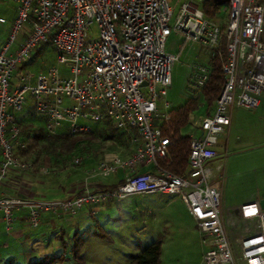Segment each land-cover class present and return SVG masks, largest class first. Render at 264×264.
<instances>
[{"label": "built area", "instance_id": "2783aa9c", "mask_svg": "<svg viewBox=\"0 0 264 264\" xmlns=\"http://www.w3.org/2000/svg\"><path fill=\"white\" fill-rule=\"evenodd\" d=\"M1 1V0H0ZM16 16L10 37L0 49V211L7 229L23 217L36 229L46 213L75 215L83 209L96 214L111 199L131 194H178L198 219L207 246L201 264H264V208L259 201L243 203L236 219L246 232L236 257L223 218L224 162L217 136L228 132L234 107L257 109L264 93V4L258 0H229L223 27L208 16L200 2L185 0H12ZM7 19L0 16V24ZM97 34L90 36L93 24ZM178 33L186 42L210 52L211 62L189 63L188 90L199 98L214 65L221 60L224 84L212 112L193 121L188 167L176 173L162 163L172 161V138L161 122L172 118L166 100L172 68L180 59L167 49ZM19 35L23 38L15 48ZM52 43L70 75L52 71L35 80L27 65L42 45ZM165 100L160 112L159 101ZM32 106L48 132L73 136L89 133L108 115L113 125L131 133L133 151L122 158L104 154L86 169V187L65 198L32 197L6 192L12 172L31 164L18 154L22 134L17 113ZM82 120V121H80ZM156 120L160 121L156 123ZM69 122L68 130L60 126ZM87 157V156H86ZM84 157H75L83 164ZM86 160V159H85ZM147 167L146 169H142ZM124 171L116 184L93 188V180ZM22 211L23 213H18Z\"/></svg>", "mask_w": 264, "mask_h": 264}, {"label": "rangeland", "instance_id": "374dc122", "mask_svg": "<svg viewBox=\"0 0 264 264\" xmlns=\"http://www.w3.org/2000/svg\"><path fill=\"white\" fill-rule=\"evenodd\" d=\"M183 1L185 0L177 3L175 15ZM16 6L12 0L0 1V16L7 19L6 23L0 24V49L9 40ZM216 18L223 27L226 25L227 5L223 6ZM97 32L98 27L94 23L90 36L94 37ZM22 38L23 36L19 35L13 48ZM178 42L176 34H172L168 47L179 52ZM57 56V49L52 43L37 48L26 66L31 71L33 80L41 73L52 71L58 72L62 77H68L69 66L59 62ZM192 57L183 51L180 59L173 65L172 85L168 87L166 98L171 104L170 109L178 108L186 101L195 100L191 98L192 94L188 90L189 62ZM197 100L198 106L190 112L188 124L182 128L183 134L194 133L197 129L193 121L207 113L209 102L202 95ZM164 102L165 100L159 101L160 112L166 109ZM248 111L234 108L230 136L223 139L222 160L225 162V171L221 185L223 194L229 199L249 189L264 192V136L255 137L246 131ZM26 112L27 109L17 113V116L25 115ZM26 120L34 122L35 125L43 123L38 116L28 115ZM68 127L69 122L65 121L59 129L65 132ZM96 127L95 132L98 134L99 126ZM26 138L25 142L22 139V143L18 145L17 152L31 166L26 171L10 174L6 180V192L9 194L38 198L71 197L85 189L86 169L104 154L115 152L124 158L134 150L133 145L125 141L126 136L122 131L109 139L99 136L83 140L70 153H48L39 150L40 146L30 148ZM21 147H25L26 154H20ZM79 156L84 157L81 165L73 162L74 158ZM124 174V171H120L118 174L103 177V180L116 184ZM220 180L222 179L217 182L220 183ZM93 182L90 186L96 189V185H92ZM227 209L223 204L225 221L231 217ZM99 211L95 215H90V211L84 215H59L56 217L58 220L41 224L38 229H33L20 218V221L16 222H20V231L15 234L12 233L14 223L11 225L13 229L8 232L5 223L0 222V264H28L45 256H49L50 264H78L71 253L73 240L77 242L79 254L85 264H130L147 245L157 241L162 244L160 264L202 263L206 247L202 243L198 219L178 194L161 191L131 194L124 198L108 200ZM240 232L244 233L246 229L243 227ZM61 237L67 241L68 249L63 247ZM235 255L238 256L236 252ZM237 262L246 264L241 260Z\"/></svg>", "mask_w": 264, "mask_h": 264}, {"label": "trees", "instance_id": "16d2710c", "mask_svg": "<svg viewBox=\"0 0 264 264\" xmlns=\"http://www.w3.org/2000/svg\"><path fill=\"white\" fill-rule=\"evenodd\" d=\"M229 0H204L202 4V8L204 12L210 17H216L220 11L222 10L223 6L227 4ZM212 63L214 65V71L207 82V85L204 88L202 96L207 100L209 103H213L217 98L223 84H224V77L222 73L221 67V60L219 56H215L212 59ZM200 98V97H199ZM198 99V98H197ZM192 99L186 101L182 106L178 108H173L171 110L172 118L168 122H161V127L163 129L164 134L171 136L172 144H171V156L172 161L167 163L166 161L162 160V163L167 166L169 169L176 173H183L188 167V156L190 151V135L183 134L182 128L188 124L189 114L190 112L194 111L198 106V100ZM37 116L33 110V107L30 105L28 106L27 112L25 115L17 116L18 124L20 126L22 139L26 138L28 142V146L33 148L36 146H40L39 150L46 151L48 153H70L79 144L86 139H95L99 136L104 137L105 139L113 138L116 136L117 133L123 132L125 134L126 139L125 141L128 143L130 142V135L131 133H135V129H131L129 131L120 130L116 128L110 116H106L101 123L96 124L89 133L86 134H79L73 136L68 133L62 134H52L48 132L45 127L44 121L42 118L41 121L43 122L41 125H35L34 122L26 120V116ZM160 121L156 120V123ZM98 128V134H96V126ZM111 133V134H110ZM25 137V138H24ZM25 142V141H24ZM31 142V143H30ZM26 145V148H27ZM27 150L21 147L20 154H26ZM106 185H98L96 188H106ZM63 247L65 249L68 248V243L61 237ZM73 245L71 246V253L73 258L78 261V264H85L84 260L79 254V246L77 242L73 240ZM65 253V250H64ZM161 254H162V244L160 241L153 242L147 245L137 256L134 257L130 264H160L161 261ZM49 256L42 257L38 260H34L29 264H50L48 259ZM14 264V263H8Z\"/></svg>", "mask_w": 264, "mask_h": 264}, {"label": "crops", "instance_id": "0c3cea01", "mask_svg": "<svg viewBox=\"0 0 264 264\" xmlns=\"http://www.w3.org/2000/svg\"><path fill=\"white\" fill-rule=\"evenodd\" d=\"M203 1L204 0H202L200 2L201 7H202V4H203ZM258 1L260 3H262V4H264V0H258ZM216 17H211V18H213L214 20L218 21ZM172 34H176L177 39L179 40V42L177 44V48L179 49V52H175V51L171 50L168 47V41H169V38L172 36ZM172 34L168 37V40H167V49L169 51L174 52V53H178L179 55L183 51H185L186 55L193 56L191 58L190 62H192V61H201V62H204V63L211 62V58L212 57H211L209 51L201 48L198 45H195V44L192 45L189 42H186L183 39V37H181L178 33H172ZM263 36H264V34H263ZM31 59H30V61H31ZM234 108H238V107H234ZM234 108L232 109L231 125L229 127L228 132L226 134H224V135L222 134V135H218L217 136L216 145H217L218 151L222 155V158L219 159V160L214 161L213 165H217L219 162L223 161L222 159H224V157H223V153H224L223 152V148H224L223 139H228L229 136H230L231 127H232V124L234 122L233 121L234 120ZM213 109H214V102L213 103H209L208 108H207V113L212 112ZM240 109H243V108H240ZM245 110H247V109H245ZM248 112L249 113H247V116H246V120H247L246 123H248V126L246 127V131L249 133V135H253L255 137L264 136V93L261 95V104H260V106L257 109L249 110ZM146 168L147 167H144L142 169H146ZM224 171H225V162H224ZM13 173H15V172H12L11 174H13ZM93 181H94L93 182L94 184H92V185H96V187L98 185L110 186V185L113 184V183L105 182L103 180V177L97 178V179H95ZM223 181H224V179L220 180V183H219L221 189H222ZM262 199H264V192H262L261 190H254V189L251 190V189H249V190L243 191L238 196H236L234 198H230V199L226 195H224L223 191H222V206L224 204V206L226 205L228 207L227 210H228L229 216H231L226 221L224 219V222H225V226H226V229L228 231L230 240H231L232 245L234 247V252H236L237 254H239V251H240V240H241L242 235H243V233L240 232V229L243 228V223L239 219H236V217L238 216V214L240 212V207H241V205L243 203L250 202V201H259L260 202ZM85 212L88 213V210L87 209H83V210H81L78 213L79 214L83 213L82 215H84ZM99 212L100 211H98L96 214H98ZM18 213H23V212L20 211ZM90 215H92V213ZM93 215H95V214H93ZM57 216H59V214H57V213H52V212L51 213H46L43 216L42 224L51 223V222L53 223L54 221H52V220H54V219L58 220V218H56ZM62 216H65V215H62ZM21 219H23V217H21ZM17 221H20V220H16L14 222V225H15L14 229L11 228V229H13L12 230L13 234H15L16 232L20 231V229H19L20 228V222L16 223ZM0 222L5 223L1 211H0ZM11 229H7V227H6V230L8 232L11 231ZM36 229H38V228H36ZM203 245L207 248V246L204 243H203ZM204 252H203V254H204ZM202 260H203V255H202Z\"/></svg>", "mask_w": 264, "mask_h": 264}, {"label": "water", "instance_id": "95a60500", "mask_svg": "<svg viewBox=\"0 0 264 264\" xmlns=\"http://www.w3.org/2000/svg\"><path fill=\"white\" fill-rule=\"evenodd\" d=\"M261 206L264 208V199L260 201Z\"/></svg>", "mask_w": 264, "mask_h": 264}]
</instances>
